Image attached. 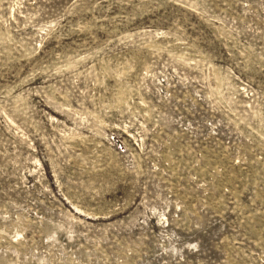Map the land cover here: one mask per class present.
Here are the masks:
<instances>
[{
    "label": "rangeland",
    "instance_id": "rangeland-1",
    "mask_svg": "<svg viewBox=\"0 0 264 264\" xmlns=\"http://www.w3.org/2000/svg\"><path fill=\"white\" fill-rule=\"evenodd\" d=\"M0 264H264V0H0Z\"/></svg>",
    "mask_w": 264,
    "mask_h": 264
}]
</instances>
